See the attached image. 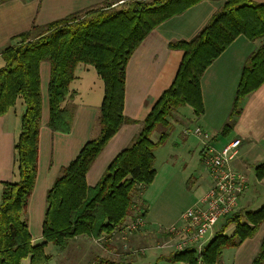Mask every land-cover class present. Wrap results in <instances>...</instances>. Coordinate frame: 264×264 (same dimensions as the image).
Instances as JSON below:
<instances>
[{
	"label": "trees",
	"instance_id": "trees-1",
	"mask_svg": "<svg viewBox=\"0 0 264 264\" xmlns=\"http://www.w3.org/2000/svg\"><path fill=\"white\" fill-rule=\"evenodd\" d=\"M7 0H0V3ZM203 0H105L51 22L36 25L12 37L1 51L5 64L0 67V116L23 99L25 110L16 138L17 178L4 182L0 202V264H49L45 247H64L80 235L99 238L122 225L140 200L139 190L150 186L157 174L155 150L165 143L172 123V112L189 105L194 113H204L201 77L207 67L240 35L261 40L244 62L228 121L230 127L241 113L245 96L264 83V1L225 0L207 24L191 39L172 40L170 49L183 56L171 84L159 95L141 121V128L130 144L108 164L93 186L86 175L109 139L125 123L137 122L124 115L127 63L144 38L159 24L182 14ZM50 63L48 84L49 120L53 131L70 132L75 114L64 105L72 95L71 82L79 64L91 65L104 83V96L96 119L97 132L77 156L61 169L46 194L42 225L43 240L32 243L27 207L38 170L39 130L42 117L40 65ZM74 94V93H73ZM161 130L157 140L152 139ZM264 177V164L256 168ZM136 193V195H135ZM138 193V194H137ZM264 221V205L255 210L240 208L222 219L215 236L204 247L206 264H220L223 251L238 247L253 237ZM233 225L231 233L226 230ZM160 260L199 264L194 250L170 251ZM92 264H134L124 259L102 256ZM251 264H264V234Z\"/></svg>",
	"mask_w": 264,
	"mask_h": 264
},
{
	"label": "crops",
	"instance_id": "crops-1",
	"mask_svg": "<svg viewBox=\"0 0 264 264\" xmlns=\"http://www.w3.org/2000/svg\"><path fill=\"white\" fill-rule=\"evenodd\" d=\"M103 1L105 0H7L0 3V67L5 64L4 62L2 65L1 60L4 61V59L1 51L10 45L14 35L29 29L33 24L42 25ZM115 1L118 3L122 0ZM262 1L264 0H259V2ZM224 2L225 0H203L182 14L171 17L153 29L133 52L127 63L123 112L125 116L137 122L123 124L109 139L87 172L88 185H95L101 179L111 160L130 144L141 128V121L159 95L171 84L183 51L170 49L168 43L172 40H189L194 37ZM256 44V40H250L243 35L238 36L204 71L201 77V91L205 110L199 116L198 123L201 128L212 133L211 142L216 147L220 148L234 137L241 138L242 144L232 161V166L249 173L253 165L257 185L261 186L264 184V177L262 179L257 177L256 168L264 164V83L244 97L241 113L230 127L223 128L229 118L242 66L249 54L256 48ZM40 74L42 117L39 130L38 170L27 207V220L33 244H38L43 240L42 225L47 207V191L60 174L61 169L67 166L77 156L83 145L95 136L96 119L104 96V83L101 76L91 65L79 64L75 70V79L70 85L72 95L68 96L63 103L75 108L71 130L67 133L53 131L47 125L50 79L48 61L41 63ZM24 110L23 99L18 98L16 104L0 116L1 196L3 183L17 178L14 145L21 129V116ZM221 136L224 137L222 140L219 138ZM204 146L203 144L200 149L202 162ZM208 177V185L198 192L196 197L200 198L209 188L211 183L209 174ZM249 187L250 180L242 196ZM140 197L143 199L144 189ZM198 198H195L193 203ZM135 213L137 210L133 208L126 221L130 220ZM146 213L144 210L146 226L128 238V243L132 246L163 241L166 234L160 232V226H168L179 220H172L168 224L156 223L148 219ZM261 225L262 223L253 237L245 239L237 247V250H240L243 246H248L253 242L250 245L251 254L247 258V264H251L259 250L264 230L257 241L252 240L255 236L258 237ZM116 246H118L117 243L107 242L104 247L105 251L100 257L109 256L116 259L113 255ZM96 248L101 251L98 246ZM159 255L161 252L155 253V261ZM157 264L185 263L160 260Z\"/></svg>",
	"mask_w": 264,
	"mask_h": 264
},
{
	"label": "rangeland",
	"instance_id": "rangeland-1",
	"mask_svg": "<svg viewBox=\"0 0 264 264\" xmlns=\"http://www.w3.org/2000/svg\"><path fill=\"white\" fill-rule=\"evenodd\" d=\"M123 1L116 2L115 5L121 4ZM256 43L259 46L261 40H256ZM1 61L3 65L4 61ZM198 119L199 116L194 113L189 105L181 106L173 111L170 116L172 125L165 130L168 133V138L165 143L155 150L157 175L153 183L147 186V189L144 188L143 199L137 200V197H135V205L133 206L137 213L143 212L142 214H144L145 210L147 218L153 220V222L168 224L172 220L180 219L186 208L193 203L195 198H198L196 197L197 193L208 185V170L200 158V149L203 146V141L191 132L192 129L199 126ZM186 129H189L190 132H185ZM161 132L159 129L156 130L152 135V139L157 140ZM209 134L211 135L212 133L209 132ZM219 138L222 140L224 137L221 136ZM252 167H250L249 173L246 172L249 176L250 187L242 196L238 210L243 206L242 209L255 211L264 205V184L261 186L257 185ZM141 192L140 189L139 195H141ZM221 224L222 222L218 223L216 230L219 229ZM233 228L234 226L231 225L226 232L231 233ZM263 230L264 221L258 237L255 236L252 241H255V239L257 241L261 237ZM138 231L128 234L126 240L120 234H115L112 240L103 239L100 243L95 242L94 238L88 235H80L79 237L77 236L78 238L70 239L64 247L48 243L45 251L51 256L49 264H92L102 257L100 255L104 253V247L107 242L118 244L114 249V254L112 253L114 258L117 260L124 259L134 264H154L155 253L168 254L171 251L157 248V242L141 246L130 245L128 238ZM124 241L127 242V248H124ZM252 243L248 244V246H243L240 250H237V247L225 249L219 263L234 264L236 262V264H247V258L251 254L250 245ZM97 246L102 252L96 250ZM144 248L145 250H142ZM126 255L131 256L127 257ZM22 264H30L29 259L23 260Z\"/></svg>",
	"mask_w": 264,
	"mask_h": 264
},
{
	"label": "built area",
	"instance_id": "built-area-1",
	"mask_svg": "<svg viewBox=\"0 0 264 264\" xmlns=\"http://www.w3.org/2000/svg\"><path fill=\"white\" fill-rule=\"evenodd\" d=\"M185 132L190 130L186 129ZM191 132L200 137L205 145L203 163L211 183L203 195L186 208L178 221L160 226V232L166 234L167 238L158 242L156 247L171 251L194 250L198 263L206 264L202 259V251L215 236L218 223L240 207V199L248 187L249 176L232 166L242 144L241 138L234 137L219 148L212 144L209 132L200 126H196ZM142 213L125 221L110 235L95 238V242L100 243L103 239L110 241L115 234H120L126 240L128 234L146 226L147 221ZM123 245L124 248L128 247L126 241Z\"/></svg>",
	"mask_w": 264,
	"mask_h": 264
}]
</instances>
